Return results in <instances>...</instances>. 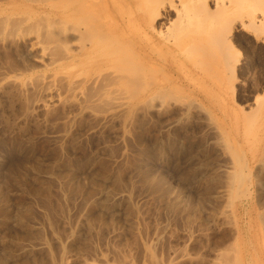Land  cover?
Here are the masks:
<instances>
[{"label": "rangeland", "instance_id": "obj_1", "mask_svg": "<svg viewBox=\"0 0 264 264\" xmlns=\"http://www.w3.org/2000/svg\"><path fill=\"white\" fill-rule=\"evenodd\" d=\"M46 1L0 0V21L29 18L0 28V264H211L239 238L237 225L264 264V169L252 155L264 147V109L251 123L243 114L257 96L264 107V38L252 30L251 1L226 0L223 12L239 57L235 94L202 81L178 34L180 67L170 68L187 81L179 96L139 97L131 108L117 94L118 108L100 111L65 85L62 44L46 37L49 19L39 22L59 18L49 12L58 0ZM239 153L251 195L232 204L225 182Z\"/></svg>", "mask_w": 264, "mask_h": 264}, {"label": "bare ground", "instance_id": "obj_2", "mask_svg": "<svg viewBox=\"0 0 264 264\" xmlns=\"http://www.w3.org/2000/svg\"><path fill=\"white\" fill-rule=\"evenodd\" d=\"M40 1L38 3H41ZM239 1L241 5L242 1ZM250 1L253 4V12H250L252 30L254 29L259 38H264V0ZM215 5L216 8L213 10L209 7L208 0H58V3L51 5L49 12L55 16L58 14L59 18L50 17L47 14V16H42L40 19L44 20L39 22L49 19L46 37H50L52 41L55 39L54 42L58 40L62 44L63 49H61L64 50V52L61 50L63 52L61 57L66 71L67 80L64 78L67 84L65 85H68L70 90L73 89V93L80 92L83 95V99L85 98L87 102L85 109L100 111L109 105L116 109L118 108L116 103V107L114 104L111 105L115 102H112L113 98L118 97L117 94H120V97L124 95L121 98L128 95L126 98L132 99V105H130L133 108L136 104L133 100L139 97L151 101L158 97L159 99L177 97L182 93L187 81L185 82L184 78L181 80L179 74V77L176 75L178 69L173 71L170 68L176 63L179 66L180 60L177 55L179 38L187 43L186 52L195 55L196 66L203 72L200 76L202 81H205L204 76L206 78L212 76L217 87L223 88L229 84L234 94L236 93L235 81L237 80L239 57L234 52L235 46L228 38L227 26L223 27L224 21L222 20L227 3L226 0H215ZM36 9L35 12L40 7L37 11ZM196 12L202 14V22L196 21L198 18ZM173 16L176 18L173 19ZM162 18H165L166 22L161 21ZM28 19L25 16L14 18L9 15L4 21H0L2 22L0 28L7 25L15 28L21 27ZM198 24L202 25L200 29L197 27ZM40 27L43 26L40 25ZM40 27L37 28L40 29ZM184 30L187 31L185 34ZM176 35L179 36L178 39ZM150 61L153 63L150 64ZM80 99L86 105L82 97ZM256 103L254 110L245 111V113L242 110L246 120L248 119L250 123L254 120L256 112L261 108L264 109L261 106L262 98L257 96ZM201 104L198 102V105ZM247 140L249 141V137ZM257 146L255 151H252L255 152L252 155L258 160L259 168L264 169V147L258 148ZM238 163V169L233 167L235 169L229 172L228 182H225L228 183L230 189L228 197L231 198L232 204H236L237 200H240V203L244 202L251 195L248 187L252 183L251 170L248 168L250 167L247 164L249 162L242 153L238 155ZM257 172L258 170L255 174ZM261 184L262 180L258 179L257 185ZM260 220L264 223V213L260 214ZM237 227H239L240 238L244 227L240 225ZM239 238L229 243L230 245H225L226 248L218 252L216 260L214 259L215 261L213 260L211 264H255V257L250 254L252 247L248 244H241ZM245 255L248 256L247 260L244 258Z\"/></svg>", "mask_w": 264, "mask_h": 264}]
</instances>
